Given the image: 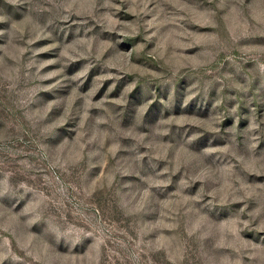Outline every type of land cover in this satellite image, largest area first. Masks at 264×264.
Instances as JSON below:
<instances>
[{"label": "rangeland", "instance_id": "1", "mask_svg": "<svg viewBox=\"0 0 264 264\" xmlns=\"http://www.w3.org/2000/svg\"><path fill=\"white\" fill-rule=\"evenodd\" d=\"M0 264H264V0H0Z\"/></svg>", "mask_w": 264, "mask_h": 264}]
</instances>
